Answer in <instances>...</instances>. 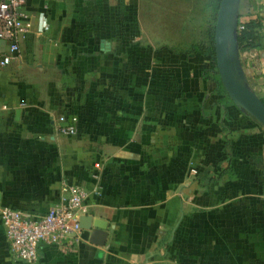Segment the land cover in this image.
I'll use <instances>...</instances> for the list:
<instances>
[{"label":"crops","instance_id":"crops-1","mask_svg":"<svg viewBox=\"0 0 264 264\" xmlns=\"http://www.w3.org/2000/svg\"><path fill=\"white\" fill-rule=\"evenodd\" d=\"M263 1L241 0L239 19ZM176 2L25 1L0 64V206L41 214L77 183L87 212L76 242L31 263L0 221V264H264V125L219 82L206 24L190 41L161 28L156 7ZM64 112L77 133L56 130Z\"/></svg>","mask_w":264,"mask_h":264},{"label":"built area","instance_id":"built-area-1","mask_svg":"<svg viewBox=\"0 0 264 264\" xmlns=\"http://www.w3.org/2000/svg\"><path fill=\"white\" fill-rule=\"evenodd\" d=\"M26 0H0V38L8 40V51L1 56L0 64H6L17 55L18 40L25 35L28 26L22 9ZM260 39L264 38V1L259 6ZM239 19L237 32L243 28ZM243 71L255 92L264 98V49L259 45L239 48ZM78 117L74 113H60L56 130L61 133H77ZM94 165H100L96 161ZM87 189L77 183L66 185L59 200L44 213L33 214L24 209L0 206V221L12 255L26 262H34L40 244L65 249L76 242L81 230L80 218L87 212Z\"/></svg>","mask_w":264,"mask_h":264},{"label":"water","instance_id":"water-1","mask_svg":"<svg viewBox=\"0 0 264 264\" xmlns=\"http://www.w3.org/2000/svg\"><path fill=\"white\" fill-rule=\"evenodd\" d=\"M240 1H218L212 39L215 66L219 80L233 104L264 125V101L249 83L239 56L237 23ZM96 220L99 219H94L93 225L102 228Z\"/></svg>","mask_w":264,"mask_h":264},{"label":"rangeland","instance_id":"rangeland-1","mask_svg":"<svg viewBox=\"0 0 264 264\" xmlns=\"http://www.w3.org/2000/svg\"><path fill=\"white\" fill-rule=\"evenodd\" d=\"M176 4L156 7L157 15L161 20V28L163 29H176L177 32L179 28H183L184 34H190V37H185L183 39H175L179 41H190V40H198V29L200 27L201 31V39L204 36V24H206V34L204 43H208L210 41V36L208 34L207 29L211 27L214 23V11H213V3L211 0H207V4L205 6H188L187 4L182 3L181 0H176ZM202 1V0H201ZM145 8V7H144ZM155 6H153V10Z\"/></svg>","mask_w":264,"mask_h":264},{"label":"trees","instance_id":"trees-1","mask_svg":"<svg viewBox=\"0 0 264 264\" xmlns=\"http://www.w3.org/2000/svg\"><path fill=\"white\" fill-rule=\"evenodd\" d=\"M219 0H211L213 3V11H214V17L217 9ZM213 25L209 28L208 34L210 36V41L208 43H205L204 45V50H202L204 53L210 55L214 59V51H213ZM243 28L240 29L237 33V38H238V44L239 48H244L247 46H252V45H259L260 44V34H259V28H260V22L259 19L253 18L244 21ZM215 62V59H214ZM216 71V68H215ZM217 73V71H216ZM218 75V73H217ZM219 77V76H218ZM219 81V80H218ZM220 82V81H219ZM264 101V98H262Z\"/></svg>","mask_w":264,"mask_h":264}]
</instances>
